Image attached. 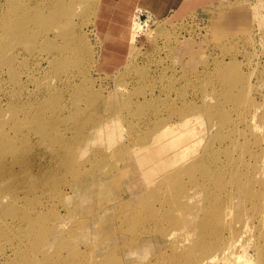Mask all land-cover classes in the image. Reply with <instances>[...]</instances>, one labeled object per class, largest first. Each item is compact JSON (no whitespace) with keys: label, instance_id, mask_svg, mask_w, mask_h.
I'll return each mask as SVG.
<instances>
[{"label":"rangeland","instance_id":"1","mask_svg":"<svg viewBox=\"0 0 264 264\" xmlns=\"http://www.w3.org/2000/svg\"><path fill=\"white\" fill-rule=\"evenodd\" d=\"M43 1L0 0V264H264V0Z\"/></svg>","mask_w":264,"mask_h":264},{"label":"bare ground","instance_id":"2","mask_svg":"<svg viewBox=\"0 0 264 264\" xmlns=\"http://www.w3.org/2000/svg\"><path fill=\"white\" fill-rule=\"evenodd\" d=\"M37 1H39V0H37ZM64 1V0H63ZM63 1L62 0H53V2L52 3H49L48 1H43V2H40V3H38L37 5H35L34 6V9L33 10H37V11H41V10H43V11H41V12H43L44 13V11L47 9H49L50 8V10H51V8L53 9V8H58V9H60V6H65V3H63ZM50 2H51V0H50ZM71 2H73L72 0H71ZM57 4V5H56ZM24 5V4H23ZM13 7V6H12ZM15 7V6H14ZM23 7V6H22ZM10 8H11V6H10ZM9 8V9H10ZM21 8V7H20ZM8 9V10H9ZM14 10V9H13ZM54 10V9H53ZM52 10V11H53ZM56 10V9H55ZM12 11V10H11ZM20 11V10H19ZM36 11V12H37ZM49 11V10H48ZM7 12V11H6ZM27 12V11H26ZM30 12V11H29ZM33 12V11H32ZM31 12V13H32ZM46 12V11H45ZM51 12V11H50ZM53 12H55V11H53ZM57 12V11H56ZM58 12H59V10H58ZM1 13V12H0ZM3 13V12H2ZM1 13V14H2ZM8 13H9V11H8ZM13 13H15V12H13ZM25 13V12H24ZM38 13V12H37ZM35 13H33V15H34ZM45 14V13H44ZM53 14H56V13H53ZM52 15V14H51ZM2 16H5V14H2ZM2 16H0V22H1V24H2V26L4 25L5 26V28H6V25L8 26L7 28H9V29H7V30H4L3 28H2V26H0V28L1 29H3V31H11V32H6L5 34H4V36L5 37H8V38H10V37H19L21 34H25V32L27 33V31H29V30H31L32 28V26H31V24L29 23V20H27L28 22H26V23H24L23 21L24 20H26L27 19V17H25V18H23V20L22 19H14L13 21H11L9 18V20L11 21V23H12V25L10 26V22H7L8 20H4V17H2ZM9 16V15H8ZM23 16V15H22ZM25 16V15H24ZM53 16V15H52ZM7 17V16H6ZM11 17V16H10ZM14 17V16H13ZM48 17V16H47ZM51 17V16H50ZM31 18V17H30ZM39 19V18H38ZM45 20H47V19H45ZM49 20V19H48ZM51 20V19H50ZM53 20V19H52ZM16 21H17V23H16ZM32 21V20H31ZM44 21V20H43ZM33 22V21H32ZM37 22V21H36ZM46 22V21H45ZM41 22H39V24H40ZM0 24V25H1ZM16 24V25H15ZM33 24V23H32ZM37 24H38V22L36 23V27H37ZM33 25H35V23L33 24ZM51 25V24H50ZM39 26V25H38ZM35 30L37 29V28H34ZM56 29V28H55ZM35 30L33 31V29L31 30V31H33V33H35ZM49 30H51V29H49ZM1 32V31H0ZM37 32V31H36ZM3 34V33H2ZM59 34V33H58ZM69 34V33H68ZM10 36V37H9ZM28 36V35H27ZM1 38V37H0ZM4 40H5V38H3ZM46 39V38H45ZM7 40V39H6ZM35 40H37V39H35ZM6 42V41H5ZM3 43V42H2ZM48 43H50V42H48ZM1 44V43H0ZM28 44V43H27ZM43 45V44H42ZM71 47V46H70ZM74 47H75V45H74ZM27 48V47H26ZM76 48V47H75ZM2 49V48H1ZM43 49V48H42ZM41 49V50H42ZM66 49V48H65ZM76 50V49H75ZM75 52V51H74ZM77 52V51H76ZM39 53V52H38ZM64 55V54H63ZM53 56H55V55H53ZM57 56H58V54H57ZM69 56V55H68ZM76 56H77V54H76ZM51 57H52V54H51ZM56 57V56H55ZM34 58V57H33ZM48 58V57H47ZM61 58H62V56H61ZM80 58V57H79ZM66 59V58H65ZM49 60V59H48ZM60 60V59H59ZM62 61V60H61ZM65 62V61H64ZM67 62V61H66ZM60 64V63H59ZM64 64H66V63H64ZM59 66V65H58ZM3 70V69H2ZM72 76V75H71ZM18 105V104H17ZM30 105V104H29ZM34 105V104H33ZM33 105L31 106L32 107V109H34L33 108ZM40 105H42V104H40ZM62 106V105H61ZM19 107V106H18ZM29 107V106H28ZM17 108V107H16ZM20 108V107H19ZM22 108V107H21ZM23 108H24V106H23ZM43 108V107H42ZM41 108V109H42ZM18 109V108H17ZM39 109V108H38ZM37 109V110H38ZM45 109V108H44ZM19 110V109H18ZM30 111V110H29ZM41 111H43V110H41ZM18 112V111H17ZM32 112H33V110H32ZM38 112V111H37ZM45 112V111H44ZM253 112H255V111H253ZM23 113V112H22ZM29 113V112H28ZM47 113V112H46ZM54 113H56V111L54 112ZM33 115V114H32ZM47 115V114H46ZM253 115V117L252 118H254L255 119V117H254V114H252ZM28 116V115H27ZM30 116V115H29ZM244 116H246V115H244ZM256 116V115H255ZM33 117V116H32ZM35 117V116H34ZM46 117V116H45ZM239 117V116H238ZM22 118H23V116H22ZM257 118V117H256ZM247 119H248V116H247ZM250 119V118H249ZM249 119H248V121H249ZM253 119V120H254ZM36 120H37V118H36ZM246 120V119H245ZM256 120V119H255ZM39 121V120H38ZM56 121V120H55ZM247 121V120H246ZM32 122V121H31ZM245 122V121H244ZM255 122V121H254ZM247 123V122H246ZM251 123H253V121L251 122ZM250 123V124H251ZM33 124V123H32ZM81 124V123H80ZM79 124V125H80ZM255 125H259V124H257V123H254ZM30 125V124H29ZM249 125V124H248ZM19 126V125H18ZM36 126V125H35ZM260 126V125H259ZM20 127V126H19ZM23 127V126H22ZM26 127V126H25ZM34 127V126H33ZM191 127H193V126H191ZM254 127V126H253ZM27 128H28V126H27ZM181 128V127H180ZM256 128V127H255ZM258 129V128H257ZM260 129V128H259ZM21 130V129H20ZM23 131H25L24 129H23ZM179 131V130H178ZM32 132V131H31ZM57 132V131H56ZM166 132V131H165ZM164 132V133H165ZM27 133H29V132H27ZM185 133V132H184ZM18 134V133H17ZM21 134V133H20ZM193 134V133H192ZM4 135H5V133H4ZM6 135H7V133H6ZM5 135V136H6ZM33 135V134H32ZM37 135V134H36ZM179 135V134H178ZM188 135V134H187ZM22 136H24V135H22ZM28 136H29V134H28ZM58 136V135H57ZM63 136V135H62ZM163 136H167V134L166 135H163ZM170 136V135H169ZM168 136V137H169ZM16 137V136H15ZM20 137V136H19ZM39 137V136H38ZM177 137V136H176ZM192 137H193V135H192ZM2 138V137H1ZM11 138H13V135H11ZM17 138V137H16ZM22 138V137H21ZM18 139V138H17ZM3 140V139H2ZM6 140V139H5ZM4 140V141H5ZM19 140V139H18ZM23 140V139H22ZM39 140V139H38ZM162 140V139H161ZM9 141V140H8ZM14 141V140H13ZM12 141V142H13ZM175 141V140H174ZM188 141V140H187ZM10 143H11V139H10V141H9ZM15 142V141H14ZM168 142V141H167ZM5 143V142H4ZM8 143V142H7ZM16 143V142H15ZM237 143H239V141L237 142ZM236 143V144H237ZM160 144V143H159ZM177 144V143H176ZM179 144V143H178ZM177 144V145H178ZM234 144V143H233ZM6 145H8V144H6ZM11 145H13V144H11ZM17 145V144H16ZM172 145V144H171ZM176 145V146H177ZM240 146H242V144L240 145ZM7 147V146H6ZM14 147V146H13ZM18 147H20V145L18 146ZM171 149H173V148H171ZM175 149V148H174ZM120 150V149H119ZM197 150V149H196ZM10 151H12V149L10 150ZM181 152V151H180ZM177 153V152H176ZM195 154V153H194ZM60 155V153L58 154V156ZM179 155V154H178ZM5 156V155H4ZM9 156V155H8ZM168 157H170L169 155H167ZM11 157V156H10ZM57 157V156H56ZM185 157V156H184ZM59 158V157H58ZM1 159V158H0ZM2 159H4V158H2ZM177 159V158H176ZM171 160V159H170ZM173 160V159H172ZM184 160V159H183ZM186 160V159H185ZM13 162V161H12ZM16 162V161H15ZM18 162H19V160H18ZM169 162V161H168ZM173 162V161H172ZM220 162V161H219ZM1 163V162H0ZM3 163V162H2ZM225 163V162H224ZM219 164V163H218ZM221 164V163H220ZM1 165V164H0ZM6 165H10L9 163L8 164H6ZM20 165V164H19ZM241 165V164H240ZM225 166V165H224ZM228 167H230V166H228ZM233 167V166H232ZM2 168H4V167H2ZM225 167H223V169H224ZM57 169V168H56ZM150 169V168H149ZM156 169H158V168H156ZM212 169V168H211ZM234 169V168H233ZM232 169V170H233ZM238 169V168H237ZM237 169H234V170H237ZM243 169V168H242ZM233 170V171H234ZM14 171V170H13ZM16 171V170H15ZM152 171V170H151ZM155 171V170H154ZM157 171V170H156ZM160 171V170H159ZM210 170L208 169L207 170V172H209ZM213 171V175H215L216 173L214 172V170H211V172ZM229 171V170H228ZM239 171H242V170H239ZM1 172H2V170H1ZM12 172V171H11ZM219 172V171H218ZM215 173V174H214ZM235 173H238L237 171L235 172ZM239 173H241V172H239ZM39 174V173H38ZM19 175V174H18ZM145 175V174H144ZM213 175H212V180H210V179H208V181H210V182H212L214 179H213ZM203 176H205V175H203ZM232 176V175H231ZM146 177V176H145ZM215 177V176H214ZM165 178V177H164ZM216 178V177H215ZM230 178V177H229ZM233 178V177H232ZM226 179V178H225ZM235 179V178H234ZM1 180H3V179H1ZM222 180V179H221ZM215 181V180H214ZM224 182V181H223ZM222 182V183H223ZM227 182V181H226ZM235 182H237V180L235 181ZM221 183V184H222ZM233 183H234V181H233ZM240 184H241V182H240ZM39 185V184H38ZM47 185V184H46ZM234 187V186H233ZM39 188V187H38ZM251 191V190H250ZM251 195H254V197H256V196H259V195H261V192H258V191H254V194H252V193H250ZM208 197H209V194H208ZM210 198V197H209ZM13 203H14V201H13ZM223 203V202H222ZM220 209V208H219ZM227 209H228V207H227ZM232 213V212H231ZM227 218V217H226ZM226 221V220H225ZM43 237V236H42ZM39 243V242H38ZM230 247V246H229ZM229 247H227L226 249H229ZM226 249H224L223 251H225ZM212 256H217L216 254L215 255H212ZM215 257H212V258H215ZM209 260H211V258L209 259ZM227 264V263H226Z\"/></svg>","mask_w":264,"mask_h":264},{"label":"crops","instance_id":"3","mask_svg":"<svg viewBox=\"0 0 264 264\" xmlns=\"http://www.w3.org/2000/svg\"><path fill=\"white\" fill-rule=\"evenodd\" d=\"M124 1L129 2L130 4H133V1H136V0H124ZM144 1L147 3L148 7L153 10V8H155V7L157 8L159 5H161V3H163L164 0H137L136 2L138 3V6H141V5L145 4ZM112 129H113V127H112ZM114 129H116V128L114 127ZM115 131H116V133L118 132L117 130H115ZM113 134H115V132H113Z\"/></svg>","mask_w":264,"mask_h":264}]
</instances>
